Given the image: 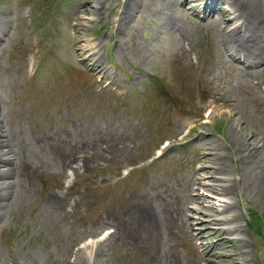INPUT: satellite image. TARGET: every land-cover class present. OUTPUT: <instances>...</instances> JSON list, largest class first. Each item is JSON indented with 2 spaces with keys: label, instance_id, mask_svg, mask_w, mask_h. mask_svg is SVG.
<instances>
[{
  "label": "rangeland",
  "instance_id": "1",
  "mask_svg": "<svg viewBox=\"0 0 264 264\" xmlns=\"http://www.w3.org/2000/svg\"><path fill=\"white\" fill-rule=\"evenodd\" d=\"M83 4L92 60L68 20ZM232 4L0 0V119L17 152L0 264H264V58L253 54L264 34L243 8L239 28L223 22ZM244 33L257 46L233 56ZM61 150L80 152L78 169L65 170ZM209 205H227L218 216L241 231L214 234Z\"/></svg>",
  "mask_w": 264,
  "mask_h": 264
},
{
  "label": "bare ground",
  "instance_id": "2",
  "mask_svg": "<svg viewBox=\"0 0 264 264\" xmlns=\"http://www.w3.org/2000/svg\"><path fill=\"white\" fill-rule=\"evenodd\" d=\"M86 1H88V0H86ZM98 3L99 2H97V4ZM88 7L94 8V5L91 3L88 5ZM88 7L84 6V4H83L80 7V9L77 10V12L75 11L73 14H70L68 16V20L73 25V27L76 28L78 31L77 35L75 36V42L78 45V48L80 49L81 52H87V49H88L87 46L84 43H82L84 41V38H85L84 34H86L84 32L85 23H84L83 19L86 18L85 14L90 13ZM232 7L235 9L237 14L236 15H233V14L228 15L230 17L229 19L226 17V14H225L224 17H226V18H223V22H228L229 20H234L235 22H237L236 27L239 28L247 20V21L254 23L255 28L258 29L255 32V34H264V1L263 0H253V1L233 0ZM240 8L244 9L243 12L246 14V16H245L246 20L244 19V16L241 14ZM91 15L94 16L95 13H93ZM116 21H117V18L115 19L114 22H116ZM252 35H247L246 33L242 34V36L237 40V42L235 44V48L232 52L233 56H234L235 52H237L239 54H244L245 56L249 55V54H247L246 50L250 47H256L257 46V42H254ZM228 51L231 52L229 49H228ZM95 54H96V52H94V51L89 52V54L87 55V59L93 57ZM253 54H255L259 58H264V50H259L258 48H255ZM94 65L96 66V68L100 69L101 71L104 70V68L100 64H98L96 61L94 62ZM1 135L2 136L5 135L6 138L0 137V166L6 165L7 168L3 171L0 169V211L4 208L6 203L11 198V189L15 185V179L13 178L12 173L14 172V170L17 166V158L15 157L17 152H15L14 150H11V148H12L11 143H10V142H12L11 134L9 133V131L7 129V124H5L3 121L1 123V119H0V136ZM210 148H212V147H210ZM61 151H62L61 156L63 158L62 159V165L66 164V168L68 166H71L73 163H75L77 161L79 155H80L79 154L80 152L72 151L70 153H66L64 150H61ZM11 152H13L12 154L14 156L11 155ZM210 155H211V153L207 152L206 154H204V156L201 159L205 160V159L209 158ZM24 158H25V156L24 157L20 156V161L23 162ZM26 161H27V158H26ZM66 168H65V170H66ZM207 168H208V166H203L200 169V171H206ZM200 174H201V177L198 178L199 183L202 186H207L209 189L215 190L216 187L212 186V184H210L207 181L208 176H202L203 173H200ZM228 191H229V188L224 186V187L220 188V190L217 192V194H219V196H223L224 194H222V193H227ZM51 197L58 198V194L56 192H54L51 194ZM203 197H204L203 195L197 194L195 196V199L199 200L200 202H204L205 200ZM221 206H222L221 209H219V208H216L215 206L212 207V205H209V208L213 211L212 214H209V216H210V219L208 220L209 223L226 225V224L230 223L232 220H235V218H231V217H227V218L219 217L218 213L220 211L225 212L227 210V207H226L227 205H221ZM190 210L198 212V211H200V208L194 207V208H190ZM183 213H185V210H183ZM189 218L190 217H188L187 219H189ZM125 221L126 220L124 219V222ZM233 231L234 232L240 231V225H236V227H226V226L219 227L218 229H216L214 231V233L218 234V235H223V234H226L228 232H233ZM230 264H239V262L237 261V254L232 255L231 260H230Z\"/></svg>",
  "mask_w": 264,
  "mask_h": 264
}]
</instances>
